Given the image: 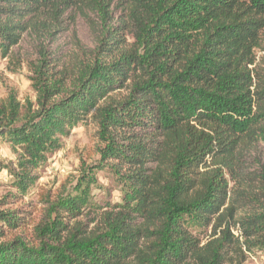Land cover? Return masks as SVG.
<instances>
[{"label": "trees", "instance_id": "obj_1", "mask_svg": "<svg viewBox=\"0 0 264 264\" xmlns=\"http://www.w3.org/2000/svg\"><path fill=\"white\" fill-rule=\"evenodd\" d=\"M79 21L93 46H58ZM30 33L56 46L31 63L34 103L13 90L0 99V142L15 153L0 166L11 176L0 264H226L264 252V177L241 166L264 140V0H0V56L16 60ZM79 126L101 144L89 168L113 173L120 202L92 201L83 175L36 220L20 203Z\"/></svg>", "mask_w": 264, "mask_h": 264}, {"label": "rangeland", "instance_id": "obj_2", "mask_svg": "<svg viewBox=\"0 0 264 264\" xmlns=\"http://www.w3.org/2000/svg\"><path fill=\"white\" fill-rule=\"evenodd\" d=\"M76 38L81 39L86 46H93L95 34L84 22L79 21L67 37L65 35L56 38V44L69 46ZM54 44L45 34L30 33L16 46V60L0 56V99L7 97L9 91L13 90L21 103L35 102L30 66L31 63H37L44 49L55 48ZM256 60L261 69H264V33L261 48L256 50ZM93 132L91 126L76 127L62 142L61 149L48 154V159L38 171L40 177L37 183L20 203L32 212L36 220L44 205V199L51 200L62 194L73 193L83 175L89 174L95 180L91 185L92 201L98 204L120 202L122 186L116 181L113 173L108 168H89L98 161L97 150L101 147ZM14 159L12 147L0 142V166L11 163ZM241 162L242 169L246 172H255L256 175L264 177V140L257 141L248 151H244ZM10 179L7 169L0 167V196L11 190L8 186ZM262 185L264 186V180ZM232 231L238 234L234 227ZM200 236L205 237L203 234ZM226 264H264V252L243 248L242 257L232 254L231 260Z\"/></svg>", "mask_w": 264, "mask_h": 264}]
</instances>
